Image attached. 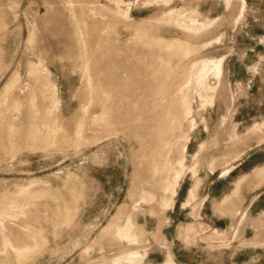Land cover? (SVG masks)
<instances>
[{"label":"rangeland","instance_id":"obj_1","mask_svg":"<svg viewBox=\"0 0 264 264\" xmlns=\"http://www.w3.org/2000/svg\"><path fill=\"white\" fill-rule=\"evenodd\" d=\"M0 264H264V0H0Z\"/></svg>","mask_w":264,"mask_h":264}]
</instances>
